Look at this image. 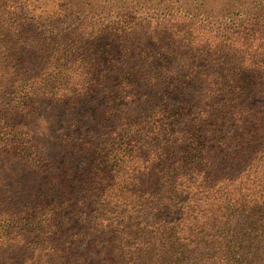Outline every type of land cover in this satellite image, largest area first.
Listing matches in <instances>:
<instances>
[{"label": "trees", "instance_id": "16d2710c", "mask_svg": "<svg viewBox=\"0 0 264 264\" xmlns=\"http://www.w3.org/2000/svg\"><path fill=\"white\" fill-rule=\"evenodd\" d=\"M161 1L0 0V264H264V0Z\"/></svg>", "mask_w": 264, "mask_h": 264}, {"label": "rangeland", "instance_id": "374dc122", "mask_svg": "<svg viewBox=\"0 0 264 264\" xmlns=\"http://www.w3.org/2000/svg\"><path fill=\"white\" fill-rule=\"evenodd\" d=\"M78 0H73V2H76ZM95 2L91 4V6H86V10L82 14V17L86 19H91L93 17H102L107 18V21L115 20V15L118 13V7L120 5H124L125 7H132L136 10H139L141 12H136L138 15H152L157 16L164 14L165 7L167 5L166 2H162L161 0H94ZM206 6V10L211 11L214 15H222L225 14V12L220 13V6H217V4H214L212 2H209ZM68 3L67 1H65ZM87 2V1H85ZM83 4V3H82ZM81 4V5H82ZM69 5V4H68ZM84 5V4H83ZM82 5V6H83ZM121 8V6L119 7ZM215 8L213 11L212 9ZM236 9V7L232 8V11ZM135 12V11H134Z\"/></svg>", "mask_w": 264, "mask_h": 264}]
</instances>
